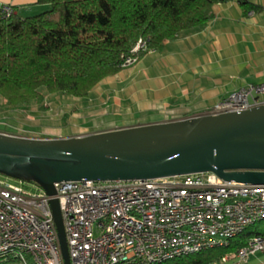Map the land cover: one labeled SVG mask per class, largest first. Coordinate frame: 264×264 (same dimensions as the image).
<instances>
[{
	"label": "built area",
	"instance_id": "2783aa9c",
	"mask_svg": "<svg viewBox=\"0 0 264 264\" xmlns=\"http://www.w3.org/2000/svg\"><path fill=\"white\" fill-rule=\"evenodd\" d=\"M8 14L11 5H2ZM150 51L140 39L133 52ZM127 56L124 67L137 62ZM264 105V82L249 83L205 114ZM30 181L0 172V260L64 264L51 199L63 216L71 264L161 263L228 247L264 220V184L224 180L214 172L153 179L55 183L51 196ZM264 251V237L222 257L247 262Z\"/></svg>",
	"mask_w": 264,
	"mask_h": 264
},
{
	"label": "trees",
	"instance_id": "16d2710c",
	"mask_svg": "<svg viewBox=\"0 0 264 264\" xmlns=\"http://www.w3.org/2000/svg\"><path fill=\"white\" fill-rule=\"evenodd\" d=\"M228 1L38 0L47 7L28 16L7 15L0 5V96L14 106L42 100L43 87L52 94L88 96L100 81L124 69L125 57L145 55L133 52L140 39L149 50H160L183 30L205 28L214 5ZM238 2L246 13L264 9L251 0ZM254 235L264 237V220L228 247L147 264H213Z\"/></svg>",
	"mask_w": 264,
	"mask_h": 264
},
{
	"label": "water",
	"instance_id": "95a60500",
	"mask_svg": "<svg viewBox=\"0 0 264 264\" xmlns=\"http://www.w3.org/2000/svg\"><path fill=\"white\" fill-rule=\"evenodd\" d=\"M214 172L264 184V105L240 112L127 126L88 135L40 138L0 132V172L55 183L153 179ZM64 264H71L62 212L51 199Z\"/></svg>",
	"mask_w": 264,
	"mask_h": 264
},
{
	"label": "crops",
	"instance_id": "0c3cea01",
	"mask_svg": "<svg viewBox=\"0 0 264 264\" xmlns=\"http://www.w3.org/2000/svg\"><path fill=\"white\" fill-rule=\"evenodd\" d=\"M251 1L264 6V0ZM4 4L14 6L23 16L47 7L38 0H0ZM213 11L214 18L205 28L181 31L176 39L165 40L162 49L146 52L133 66L100 81L84 98L88 103V111L81 116L84 122H110L116 111L117 121L126 115L137 119L105 130L159 122L141 118L138 112L167 106L175 98H193V106L205 113L232 91L264 82V9L246 13L238 0H230L215 4ZM240 53L244 59L231 61L232 55ZM111 106L113 110H108ZM213 264H264V251L244 263L229 259Z\"/></svg>",
	"mask_w": 264,
	"mask_h": 264
},
{
	"label": "rangeland",
	"instance_id": "374dc122",
	"mask_svg": "<svg viewBox=\"0 0 264 264\" xmlns=\"http://www.w3.org/2000/svg\"><path fill=\"white\" fill-rule=\"evenodd\" d=\"M11 8L15 11L14 6L11 5ZM4 12L9 15L7 10L4 9ZM242 59H244L242 53L231 56V61ZM134 64L124 68H129ZM261 68L264 70V65H262ZM40 92L42 94L44 93L42 100L34 99L26 104L17 106L11 105L4 97L0 96V132L11 135L32 137L48 135L58 136L80 132L83 133L81 135H88L109 131L105 129L118 127L122 124H132L134 123V120L137 119L135 117H131L130 115H126L117 121L116 114L118 113L116 111V114L111 113L110 116L113 118V120L110 122H84V118L81 116L88 111V103L86 99H84L87 96L75 97L65 95L63 93L52 94L49 93L45 87L41 88ZM193 102V98H175L171 99L167 106L158 105V107L153 108L152 111L145 109L138 113L143 115L141 118H152L155 120H160L159 122L174 121L178 119H191L198 115H204L205 113L203 110L205 109L193 106ZM108 110H113L112 106L108 108ZM140 124L144 123H138L135 125ZM30 183L35 184V182ZM30 183L27 184L28 188L32 191H38V189H36V187ZM222 257L217 262H221ZM0 264L22 263L19 261L6 262L0 260Z\"/></svg>",
	"mask_w": 264,
	"mask_h": 264
}]
</instances>
